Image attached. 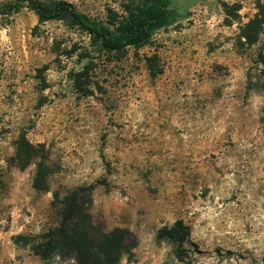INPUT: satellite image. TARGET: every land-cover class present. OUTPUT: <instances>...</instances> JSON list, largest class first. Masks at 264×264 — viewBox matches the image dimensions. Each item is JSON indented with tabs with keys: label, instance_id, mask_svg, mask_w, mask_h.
Wrapping results in <instances>:
<instances>
[{
	"label": "rangeland",
	"instance_id": "1",
	"mask_svg": "<svg viewBox=\"0 0 264 264\" xmlns=\"http://www.w3.org/2000/svg\"><path fill=\"white\" fill-rule=\"evenodd\" d=\"M40 1L105 20L158 0ZM171 8L146 45L120 53L95 51L67 17H0V264H43L14 238L56 227L55 192L80 186L94 188L97 227L136 237L120 264H264V0ZM23 134L46 151V192L34 161L16 159ZM177 221L185 261L157 239Z\"/></svg>",
	"mask_w": 264,
	"mask_h": 264
},
{
	"label": "trees",
	"instance_id": "2",
	"mask_svg": "<svg viewBox=\"0 0 264 264\" xmlns=\"http://www.w3.org/2000/svg\"><path fill=\"white\" fill-rule=\"evenodd\" d=\"M174 0H158L145 7L130 11L126 16L109 13L105 20L92 18L80 12L72 4L60 2L54 7H47L40 0H14L0 6V17L19 13L29 7L41 22L60 20L65 17L90 38L91 47L97 52L120 53L128 48H140L146 45L152 35L168 25L172 19ZM255 22L250 26L254 27ZM259 27L254 29L255 42ZM250 40L249 37H247ZM151 73L156 77L161 72ZM83 74H75V83L84 92ZM20 167L34 161L36 174L33 187L39 192L49 190L50 170L46 151L42 146L30 144L23 134L16 143ZM94 188L80 186L61 194L55 192L53 207L58 212L59 224L36 236L19 235L14 238L18 245L28 247L40 257L43 264H52L59 258L66 264H120L123 259L132 261L137 239L126 228H116L105 232L97 227L89 214ZM190 235L189 227L177 221L170 228H163L157 234L158 240H167L176 248V254L185 261L183 252ZM264 261V259H263Z\"/></svg>",
	"mask_w": 264,
	"mask_h": 264
}]
</instances>
